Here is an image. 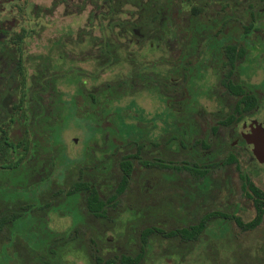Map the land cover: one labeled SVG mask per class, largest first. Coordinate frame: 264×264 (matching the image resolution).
I'll list each match as a JSON object with an SVG mask.
<instances>
[{"label":"trees","instance_id":"16d2710c","mask_svg":"<svg viewBox=\"0 0 264 264\" xmlns=\"http://www.w3.org/2000/svg\"><path fill=\"white\" fill-rule=\"evenodd\" d=\"M64 1L52 0L50 6L43 8L51 12ZM213 1L86 0V4L100 9L97 19H100V14L117 18L111 36L106 33V37L101 40L85 28L78 30L75 37L65 34L57 47L61 51L41 57L40 66L36 65L31 71L24 60L27 29L21 28L20 33H11V29L7 32L0 26V264H73L68 261L67 255H75L76 252L83 253L89 259L88 264H142L146 249L150 247L152 229L149 227L141 229L138 238L129 233L126 239L129 245H139L133 254L103 255L98 251L99 242L94 237L83 241L77 229L57 232L49 226L52 211L60 212L61 215H69V211H72V223L82 222L83 215L77 209L80 200L84 201L87 211L93 216L106 219L108 204L112 205L124 193L131 177V163L125 153L118 162L120 175L115 187L109 195L102 197L91 177L95 173H87L85 167L78 165L81 164L79 161L67 157L63 132L71 121L81 123L90 119L93 123L92 136L107 131L112 137L124 138L123 132L128 127L123 126L122 114H127V111L118 102L131 94L134 77L142 79L146 76L141 68L146 66L147 61L135 63V59L138 55H149V50L154 47L147 43L149 41L215 40L217 37L214 33L218 31L212 25L226 24L228 20L225 14L217 10ZM85 6L80 10H84ZM126 15L130 18L120 19ZM98 26L100 31L103 30L104 21ZM219 32L224 34L225 30ZM86 34L87 40L91 42L101 40L98 52L103 58L104 69L120 63L117 58L121 55L133 61L135 67H128L117 83L87 87L88 75L83 69L65 66V44L84 42ZM125 39L135 44L140 52L136 50L134 54L132 50H126L129 48L118 47L123 46ZM196 48L198 46L193 43L182 45V51L169 54V65L177 66L186 62L187 58L195 55L193 50ZM156 55L160 61L162 53ZM90 72V78L94 76L95 80L93 72L97 71ZM177 72L176 67L169 69V77L175 76ZM35 78L37 84L33 87ZM60 82L75 84L76 89L70 100L64 98ZM7 96L11 100L6 103ZM106 119H110L112 126L104 124ZM109 141L110 155L107 154L102 160L97 159L93 165V170L98 173L111 168L112 156L117 150L121 152L119 144L112 142V139ZM227 162L233 163L234 159H228ZM77 165V177L71 179L69 188L52 190L51 184L55 183L58 168L62 167L64 179H67L68 171ZM241 179L247 197L252 200L255 214L247 222L239 216L230 217L241 230L246 231L256 228L263 221L264 190L249 178ZM228 218L219 210L204 214L200 222L201 234L211 220H221L226 224ZM114 222L121 223L119 220ZM102 232L105 235V231L99 230L98 236ZM170 233L174 234L172 231ZM116 234L109 239L103 235L101 242L104 245L113 244L112 240L122 236V233Z\"/></svg>","mask_w":264,"mask_h":264},{"label":"flooded vegetation","instance_id":"af4514ba","mask_svg":"<svg viewBox=\"0 0 264 264\" xmlns=\"http://www.w3.org/2000/svg\"><path fill=\"white\" fill-rule=\"evenodd\" d=\"M212 3L228 20L226 24L212 25L218 31L214 33L217 38L147 42L154 45L144 57L152 71L145 73V81L133 78L130 95L134 99L138 88H148L156 102L155 108L166 113L160 119L156 115L146 119L139 112L134 114L127 153L131 175L136 164L154 174L147 187L140 183L132 185L130 220L137 226L151 228L152 240H177L181 251L195 250L203 234L201 191L209 189L216 171L239 161L233 146H250L256 155L252 145L258 135L255 129L264 126L261 116L264 113V0H257L260 7L259 4L255 7L253 0ZM241 10L246 19L239 21L237 13ZM223 29L224 34L219 32ZM190 43L198 46L193 50L195 55L182 64L170 66L169 54L182 51V45ZM207 45L212 47V54L205 63L201 53ZM159 52L160 61L156 55ZM175 67L178 72L169 77V69ZM208 68L212 70L213 81L206 76ZM155 69L162 71L153 72ZM228 159L234 162H227ZM263 171L264 165L260 172ZM260 188L264 190L263 186ZM117 205L118 200L108 204ZM96 218L104 221V217ZM137 226L132 228L136 230ZM101 238L98 251L103 250Z\"/></svg>","mask_w":264,"mask_h":264},{"label":"rangeland","instance_id":"374dc122","mask_svg":"<svg viewBox=\"0 0 264 264\" xmlns=\"http://www.w3.org/2000/svg\"><path fill=\"white\" fill-rule=\"evenodd\" d=\"M253 1H255V7H257L259 3H257V0ZM51 2L52 0H0V26L4 27L7 32L11 29V33H20L21 28L27 29V34L24 38L26 46L24 60L29 71L35 69L37 67L36 65L40 66L39 61H41V57L44 58L47 55L56 54V52L61 51L57 47L58 43L63 40L65 34H71L75 37L78 30L85 28L86 30L88 29V33L92 32L102 40V38L106 37V33L109 36L113 33L114 21L117 18H113L111 15L102 14L101 16L100 14V19H97L100 9L86 4V0H65L63 4L55 7L50 12L43 7L50 6ZM83 6H85L84 10H80ZM260 6L261 3L259 4ZM237 14L239 21L246 19L242 10L238 11ZM127 18H130V16L126 15L120 19L127 20ZM101 21H104L105 28L100 31L98 24ZM87 34L84 42L72 41L65 44L67 46L65 53L67 64L65 66L83 69L86 73L85 75H88L86 86L89 88L101 87L107 82L117 83L126 74L128 67H135V63L144 60V57L138 55L135 63H133V61H129V59H125L121 55L117 58L120 63L104 69L103 58L99 56L98 52L101 40L96 39V41L93 40L91 42V40H87ZM122 45L118 47L123 49L129 48L126 50H132L134 54H136V50L140 52L137 46L131 44L127 39L123 40ZM203 49L201 59L205 62L212 54V47L207 45ZM141 69L142 73L152 71L147 66H142ZM90 71H97V73L93 72V75L96 76L95 80L93 79L94 76L90 78V75H92ZM155 71L161 72L162 70H153V72ZM206 76L207 78L210 77V81L214 80L211 68L206 69ZM36 84L37 78L35 80L33 79L32 86L35 87ZM59 87L64 92V98L67 100L71 99L76 89L74 83L66 84L60 82ZM138 89L134 99L130 94L118 102L120 107L127 111V114H122L123 126L128 127V130H124L123 132V136L125 135L124 138L118 139V136L112 137L107 131L92 136L93 123L90 119L82 121L81 123L71 121L63 132L67 157L71 160L79 161L81 164L78 165L83 168L85 167L87 173H95L91 177L96 182V186L102 197L109 195L115 187L120 175L118 167L119 159L122 154L130 151L128 136L131 134L133 129L132 125L135 122L134 114L139 112V115L146 119L151 115H156L159 119L161 115H166L159 107L155 108L156 102L152 99L153 96L149 94L148 88ZM10 100L11 97L7 96L6 103ZM202 101L204 102L203 98ZM261 116L264 118V113ZM104 124L112 126L110 119H106ZM120 127L121 123L119 121L118 128ZM109 139L119 144L121 152L117 150L112 156L111 168L103 169L105 170L103 173H98V171L93 170V165L97 159L102 160L107 157V154L110 155L111 149L109 150L108 148L110 145ZM232 151L238 155L239 161L216 171L212 175L209 189L201 191V215L203 216L210 211L219 210L229 216L228 222L224 224L221 220H211L201 235L198 247L193 251H181V246L174 239L155 241L150 237L149 240L152 241V248L149 247L146 249L142 264H264V218L262 223L256 228L244 231L230 217L231 215L239 216L244 222L254 217V206L252 200L246 195L241 178L242 176L248 175L254 184L259 187H264V171L260 172L264 161L257 158L250 146H233ZM107 161L109 162L108 159ZM78 165L68 171L67 179H64L62 167L58 168L55 172V183L51 184L52 190L59 188L67 190L71 179L77 177ZM259 168L260 170L258 171ZM255 170L256 173H254ZM153 174L154 172L140 169L136 164L133 167V172L130 177L129 188L125 194L117 199L118 205L116 207H107V218H104V221L99 222L95 216L87 211L84 201L80 200L77 209L83 215L82 222L72 223L70 216V214H73L72 211H69L71 212L69 215H61L60 212L52 211L49 215V226L57 232L77 229L81 233L80 236L83 241L89 239V237H94L99 242L101 238L97 234L99 230L105 231L104 237L107 239L113 236L115 237L117 235L116 233H120L119 231H121L124 234L112 240L111 243L113 242V244H103V250L100 252L103 255L114 253L133 254L134 250L136 251L139 248V245L138 243H134L130 246V243L126 239L129 233L135 238H138L139 231L143 227H146V225L137 226L130 220L131 214L128 209L132 196L130 192L132 185L135 183H140L143 187H147V184L153 180ZM258 174L260 175L258 176ZM177 182L170 181V183ZM118 220L121 223L117 224V222H114ZM132 226H137L136 230ZM21 252L24 253V251ZM67 259L73 264H88L89 261L81 252H76L75 255H71L70 253L67 255Z\"/></svg>","mask_w":264,"mask_h":264},{"label":"water","instance_id":"95a60500","mask_svg":"<svg viewBox=\"0 0 264 264\" xmlns=\"http://www.w3.org/2000/svg\"><path fill=\"white\" fill-rule=\"evenodd\" d=\"M255 131L258 135H256V138H254L252 145L256 150L257 158L264 161V126H259L255 129ZM258 131L260 133H258Z\"/></svg>","mask_w":264,"mask_h":264}]
</instances>
